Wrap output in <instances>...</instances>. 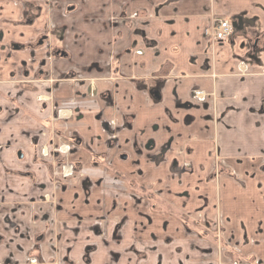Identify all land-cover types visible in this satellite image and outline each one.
Instances as JSON below:
<instances>
[{
  "label": "crops",
  "instance_id": "obj_1",
  "mask_svg": "<svg viewBox=\"0 0 264 264\" xmlns=\"http://www.w3.org/2000/svg\"><path fill=\"white\" fill-rule=\"evenodd\" d=\"M258 35L264 0H0V260L264 264ZM63 144L84 177L54 188Z\"/></svg>",
  "mask_w": 264,
  "mask_h": 264
},
{
  "label": "flooded vegetation",
  "instance_id": "obj_2",
  "mask_svg": "<svg viewBox=\"0 0 264 264\" xmlns=\"http://www.w3.org/2000/svg\"><path fill=\"white\" fill-rule=\"evenodd\" d=\"M226 21L230 27V30L227 32V34L223 37H216L214 35L215 32V28L218 24L219 21ZM236 29V22H233L229 19H217L214 20L213 24L206 29V34L208 35V37L210 38V41L216 43V44H224L227 41H229V39L231 38V36L233 35L234 31ZM264 35H258L255 36L251 39V49L252 51H257V50H262L264 48ZM264 72V69L262 70ZM191 98L195 99V100H199V101H203L205 98V93L202 90H192L190 93ZM111 125L114 124V121L110 122ZM112 130V129H111ZM111 130L108 131V134L111 137V141H114L116 139V134L114 132H112ZM70 150V145L69 144H63L61 145L59 148H56L54 150L55 156H54V161L52 164V168H51V183L53 184V187H58L61 186L64 183V180H67L69 178L74 177L76 174L80 175L81 178L84 177V175L82 174L80 167L75 164L74 162L71 161H64V160H59V155H63L66 154L68 151ZM213 156V174H212V178L216 179L219 175L222 174H228L231 175L230 170H228L227 168H225L222 165V162H220L219 157L217 155V152L215 150V152L212 153ZM182 168L183 169H190V166L188 165V163H183L182 164ZM138 192H142L144 191L142 188H137ZM154 196H156V194L154 192H149L148 195H146V197L148 199H150L152 201L151 206L153 209H157L156 204H154L155 202H153L152 199H156ZM158 200V199H157ZM44 201L46 202H52V205L54 207H56V202L49 196V195H45L44 196ZM185 218H183L184 222H188L191 221V219L189 217L184 216ZM217 231L216 235H214V233ZM215 232L209 228L204 227L201 230L196 231V233L199 234V236L201 237H212L214 236L217 239V242L219 243L220 247H223L226 251V254L230 257V254L233 253V250L230 249L228 247L227 244H225L224 242L221 241V239L219 238V234L221 233V230H219V228L217 227V225H215ZM100 237H104L103 233H99ZM29 257V255H28ZM34 260V263L30 262V259L27 258V264H44L43 262H40L37 258V255L35 254V257L32 258ZM230 259H232L230 257ZM234 260V259H232ZM237 260V259H235ZM5 263V262H3Z\"/></svg>",
  "mask_w": 264,
  "mask_h": 264
},
{
  "label": "built area",
  "instance_id": "obj_3",
  "mask_svg": "<svg viewBox=\"0 0 264 264\" xmlns=\"http://www.w3.org/2000/svg\"><path fill=\"white\" fill-rule=\"evenodd\" d=\"M230 30V27L228 25V23L226 21H219L216 28H215V32L214 35L216 37H223L227 34V32ZM31 263H34L33 259H30Z\"/></svg>",
  "mask_w": 264,
  "mask_h": 264
},
{
  "label": "rangeland",
  "instance_id": "obj_4",
  "mask_svg": "<svg viewBox=\"0 0 264 264\" xmlns=\"http://www.w3.org/2000/svg\"><path fill=\"white\" fill-rule=\"evenodd\" d=\"M51 204H52V202H51ZM189 224H192L190 221L188 222V225ZM195 225V224H194ZM200 225H197V227H199ZM221 229V228H220ZM1 242H2V240L0 239V244H1ZM232 254H234V253H231L230 254V257L232 258V259H234L235 260V258H234V256L232 255ZM35 257V253H34V251H30V253H29V257H28V259H32V258H34ZM28 261V260H27ZM3 262H5V263H3ZM14 263V261L11 259V258H7V259H5V260H0V264H13Z\"/></svg>",
  "mask_w": 264,
  "mask_h": 264
}]
</instances>
